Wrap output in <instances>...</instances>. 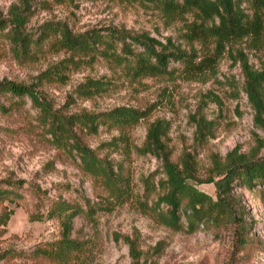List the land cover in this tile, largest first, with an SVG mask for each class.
<instances>
[{
  "label": "rangeland",
  "instance_id": "1",
  "mask_svg": "<svg viewBox=\"0 0 264 264\" xmlns=\"http://www.w3.org/2000/svg\"><path fill=\"white\" fill-rule=\"evenodd\" d=\"M19 15L27 48L7 36ZM0 19L7 23L0 31V87L25 86L38 102L0 92V190L11 192L0 199V211L14 212L0 229V264H62L38 256L62 238L60 220L49 215L59 201L87 212L90 204L94 210L73 220L72 238L90 240L93 247L88 257L71 264H132L127 239L136 240L147 264H264V186L234 184L223 198L235 221L220 218L193 232L182 210L183 228L167 225L169 208L158 204L167 165L216 201L217 182L230 159L264 156V122L246 92L243 70L246 59L264 75V41L256 48L247 41L228 44L214 70L198 76L172 62L170 75L134 80L107 60L84 58L61 72V79H46L44 72H55L71 57L52 44L53 37L43 39L47 24H60L75 36L115 28L147 34L172 50L200 52L203 47L181 38V23H170L158 9L132 0H0ZM89 80L106 81L108 88L88 98L79 90ZM261 95L264 101V90ZM122 106L145 117L123 130H78L84 145L108 160L127 184V195L117 199L84 169L76 153L56 146L41 107L67 118ZM152 129L158 146L148 149Z\"/></svg>",
  "mask_w": 264,
  "mask_h": 264
},
{
  "label": "trees",
  "instance_id": "2",
  "mask_svg": "<svg viewBox=\"0 0 264 264\" xmlns=\"http://www.w3.org/2000/svg\"><path fill=\"white\" fill-rule=\"evenodd\" d=\"M132 1L158 9L170 23H181L183 25L181 38L193 46L200 44L206 51L172 50L170 46L163 45L147 34H131L115 28L94 29L75 36L60 24H47L46 26L50 27L44 31L43 39L53 37L52 44L70 53L71 57L55 72L52 69L44 72V77L61 79V72L71 67L70 65L75 64L76 61L86 58L107 60L114 67L120 68L125 76L134 80L170 75L174 71L170 67L172 62L180 63L185 74L198 76L214 70L228 44L247 41L256 48L264 41V0H244L249 6V12L243 8L242 0ZM21 16L16 18L14 21L16 28L8 31L7 36L16 46L27 48L30 43L22 42L23 37L19 30L24 20ZM6 28V21L0 19V31H5ZM243 70L246 76V92L256 108L257 119L264 122V101L261 95L264 90V75L254 71L246 59L243 61ZM107 88L106 81L89 80L79 91L82 95L91 98ZM0 92L9 93L15 97L29 96L37 102L30 88L22 85L4 83L0 87ZM0 107L3 106L0 104ZM41 109L45 126L48 127V132L56 146L72 154L76 153L84 169L100 179L111 193L110 195L117 199L126 196L128 190L124 179L108 160L98 157L84 145L78 130L98 134L103 126L121 130L132 128L145 117L144 112L122 106L105 113H83L65 118L52 115L42 107ZM155 131L152 129L148 135L146 143L148 149L158 146L159 137ZM166 170L167 179L162 181L164 193L159 197L158 204L163 203L169 208L167 225L177 230L183 228L181 210L188 222V229L192 232L201 224L214 223L220 218L235 221V214L228 208L223 198L224 193L230 192L234 184L249 189L256 185L264 186V156L256 159H230L221 171L220 181L217 182L218 199L216 201L188 185L185 176L176 167L167 165ZM9 193L11 192L8 190H0V199ZM87 209L88 212L83 206H74L66 201L55 203L49 215L60 220L62 238L50 245V248L39 251L38 256L56 259L62 264H71L82 260L85 256L88 257L92 252L93 243L90 240L72 238L73 220L79 215L91 216L94 213L92 205L88 204ZM13 213V210L0 211V229L7 226ZM127 243L130 247L132 264H147L146 260H142L144 253L139 249L136 240L127 239Z\"/></svg>",
  "mask_w": 264,
  "mask_h": 264
}]
</instances>
